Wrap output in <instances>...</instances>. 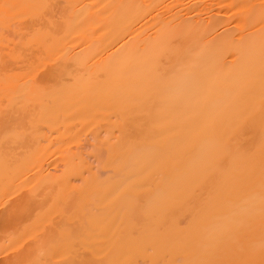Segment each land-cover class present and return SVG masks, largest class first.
<instances>
[{"label":"bare ground","instance_id":"bare-ground-1","mask_svg":"<svg viewBox=\"0 0 264 264\" xmlns=\"http://www.w3.org/2000/svg\"><path fill=\"white\" fill-rule=\"evenodd\" d=\"M0 136L5 264H264V0H0Z\"/></svg>","mask_w":264,"mask_h":264},{"label":"rangeland","instance_id":"rangeland-1","mask_svg":"<svg viewBox=\"0 0 264 264\" xmlns=\"http://www.w3.org/2000/svg\"><path fill=\"white\" fill-rule=\"evenodd\" d=\"M0 138H1L0 146L2 147L4 146L3 148L8 149L11 152L15 151L14 153H20L25 148H28V145H25L26 137H23V136L16 137L17 138L16 139L10 136H0ZM46 166L48 167V162L46 161H40L36 163V165L33 167V171H34L33 173L35 174L41 169H46ZM54 167L55 165H53L52 169H54ZM31 170L29 171L30 173H32ZM29 172L27 173L29 174V176L27 174L25 175L24 173V175L20 176L16 181H14L13 185L10 186V188L6 191V193L0 197V236L1 237L2 235L4 236V233L6 235V233L8 232H14V231L20 230L22 227V223H24L22 221L25 218L30 217L29 214L22 213L20 216H17L15 218L13 216V220H11L12 214H13L12 210L13 209L16 210L15 207L18 206L17 204L21 202V201L19 202V200L24 199V197L27 198L30 195L31 189L29 188L33 186L32 181L34 178H38L36 177V175L38 174H36L35 177H32L33 179L31 180L32 183L30 186L29 178H31V176ZM13 215H16V212ZM32 240L33 238L20 237L11 242L8 241L5 246L7 248L4 251L0 252V264H5L6 261L10 260L11 258H14L15 255L17 256V254L21 250H22L21 253L25 251L30 245Z\"/></svg>","mask_w":264,"mask_h":264}]
</instances>
